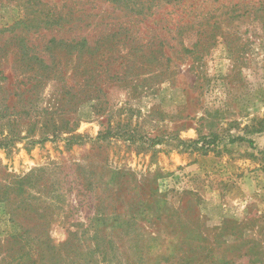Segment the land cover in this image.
<instances>
[{
  "label": "rangeland",
  "instance_id": "374dc122",
  "mask_svg": "<svg viewBox=\"0 0 264 264\" xmlns=\"http://www.w3.org/2000/svg\"><path fill=\"white\" fill-rule=\"evenodd\" d=\"M20 22L0 264H264V0H0Z\"/></svg>",
  "mask_w": 264,
  "mask_h": 264
},
{
  "label": "trees",
  "instance_id": "16d2710c",
  "mask_svg": "<svg viewBox=\"0 0 264 264\" xmlns=\"http://www.w3.org/2000/svg\"><path fill=\"white\" fill-rule=\"evenodd\" d=\"M180 0H176V2H179ZM60 22V21H59ZM53 23V24H62V25H66V24H68L69 22H67L66 20H63L61 23ZM25 24V22H20V23H17L16 24V27L14 26V27H12V28H10V29H5V30H0V34H6V33H8V34H12L13 32H14V29L15 28H17V27H19V26H21V25H24ZM47 24H49V23H47ZM52 40H54V39H52ZM84 42L86 43V41L84 40ZM80 45H84V44H80ZM1 50V49H0ZM0 74H1V72H0ZM56 128V127H55ZM54 131H55V129H54ZM16 133L14 132V130H12V128H11V126H10V132L8 133V135H6V136H4L2 139L0 138V149H8L9 147H11L15 142H16ZM195 143H197V142H195ZM180 249H183V248H185V247H187V249L190 251V253H192V254H194V252H198V250H199V248L198 247H196V248H193L192 247V245L191 244H188V243H186V242H182V243H180ZM45 257H46V253H45V251L42 249V263H43V261H44V259H45ZM183 262L184 263H186V264H189L190 262H192V258H190V257H187V256H184L183 257Z\"/></svg>",
  "mask_w": 264,
  "mask_h": 264
}]
</instances>
